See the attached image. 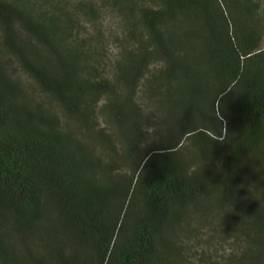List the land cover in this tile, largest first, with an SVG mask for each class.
Wrapping results in <instances>:
<instances>
[{
  "label": "trees",
  "instance_id": "obj_1",
  "mask_svg": "<svg viewBox=\"0 0 264 264\" xmlns=\"http://www.w3.org/2000/svg\"><path fill=\"white\" fill-rule=\"evenodd\" d=\"M0 47V264H191L197 222L264 264L263 0H0Z\"/></svg>",
  "mask_w": 264,
  "mask_h": 264
},
{
  "label": "rangeland",
  "instance_id": "obj_2",
  "mask_svg": "<svg viewBox=\"0 0 264 264\" xmlns=\"http://www.w3.org/2000/svg\"><path fill=\"white\" fill-rule=\"evenodd\" d=\"M72 7H79L80 0H67ZM264 3V0H263ZM81 16L84 21V32L89 38L90 47L94 49V55L100 61L103 70L109 75L113 74L114 61L122 47V37L126 33L125 24L115 11L105 7L96 20L89 18L83 10ZM1 48V47H0ZM3 54V53H2ZM12 72L18 77L31 83V77L20 67L12 55L4 50V55ZM32 91L40 94L41 91L35 85H29ZM41 96V94H40ZM192 231L184 235L185 244L183 250L191 264H207L206 245L209 243L210 255L212 257L230 254L237 249L233 239L215 232L211 239H208L209 230L206 225L195 223ZM198 224V225H197ZM210 237V236H209ZM210 240V241H209Z\"/></svg>",
  "mask_w": 264,
  "mask_h": 264
}]
</instances>
